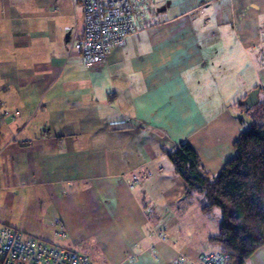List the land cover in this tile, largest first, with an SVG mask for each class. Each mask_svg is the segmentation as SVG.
Instances as JSON below:
<instances>
[{"label":"crops","instance_id":"0c3cea01","mask_svg":"<svg viewBox=\"0 0 264 264\" xmlns=\"http://www.w3.org/2000/svg\"><path fill=\"white\" fill-rule=\"evenodd\" d=\"M134 3L141 30L93 67L68 51L72 0H0V225L98 264L217 251L219 211L167 153L188 142L215 174L248 128L240 102L260 87L264 103V0Z\"/></svg>","mask_w":264,"mask_h":264},{"label":"trees","instance_id":"16d2710c","mask_svg":"<svg viewBox=\"0 0 264 264\" xmlns=\"http://www.w3.org/2000/svg\"><path fill=\"white\" fill-rule=\"evenodd\" d=\"M247 112L251 124L238 134L233 156L215 174L203 167L188 142L167 153L174 173L186 185L185 194H200L205 213L219 211L218 233L209 240L217 252L227 254V264H246L254 251L264 246L263 101Z\"/></svg>","mask_w":264,"mask_h":264},{"label":"built area","instance_id":"2783aa9c","mask_svg":"<svg viewBox=\"0 0 264 264\" xmlns=\"http://www.w3.org/2000/svg\"><path fill=\"white\" fill-rule=\"evenodd\" d=\"M75 8H82V30L67 29L69 53L77 52L90 66L101 64L108 53L122 46L130 34L138 33V8L134 0H72ZM146 171L134 173L128 180L129 187L146 177ZM158 240H166L168 232L163 227L156 230ZM55 237L64 239L63 231ZM0 264H98L81 252L65 248L41 237L25 236L22 231L0 225ZM169 264H227V254L211 251L191 259L179 254Z\"/></svg>","mask_w":264,"mask_h":264},{"label":"water","instance_id":"95a60500","mask_svg":"<svg viewBox=\"0 0 264 264\" xmlns=\"http://www.w3.org/2000/svg\"><path fill=\"white\" fill-rule=\"evenodd\" d=\"M260 87H256V89H253L252 91H250L248 93V95L244 98L243 100V106H245L246 108L241 111L238 112L237 114L233 113V116L237 119L242 120L245 124L249 125L251 124L252 120L251 118L247 115V109L250 107L255 106L259 100H258V93H259Z\"/></svg>","mask_w":264,"mask_h":264},{"label":"rangeland","instance_id":"374dc122","mask_svg":"<svg viewBox=\"0 0 264 264\" xmlns=\"http://www.w3.org/2000/svg\"><path fill=\"white\" fill-rule=\"evenodd\" d=\"M179 255V254H178Z\"/></svg>","mask_w":264,"mask_h":264}]
</instances>
